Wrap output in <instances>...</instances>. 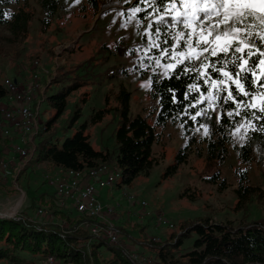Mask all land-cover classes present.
I'll list each match as a JSON object with an SVG mask.
<instances>
[{
	"label": "trees",
	"instance_id": "trees-1",
	"mask_svg": "<svg viewBox=\"0 0 264 264\" xmlns=\"http://www.w3.org/2000/svg\"><path fill=\"white\" fill-rule=\"evenodd\" d=\"M169 1L132 0L130 3V0H81L78 10L85 12L89 8L93 15L99 11L105 12L114 5H144L139 15L157 16L152 25L161 29V45L175 50L189 46L201 48L198 34L190 32L181 13L174 14V10L168 9ZM33 2L40 14V31L44 32L59 7V0ZM33 5L30 0H0V27L7 32L4 40L13 48L14 58L20 57L18 49L29 33L30 22L35 15ZM205 15L202 12L196 20L202 22V28H197L201 36L211 32L213 22ZM250 20L255 22L250 16L241 20L244 30L238 31L233 42L225 47L185 56L167 75L158 77L157 72H150L148 93L156 100L151 125L138 114L129 115L130 92L119 85L112 93L113 99L117 100L115 106L95 109L88 122L79 124L70 136L65 135L64 131L74 125L80 115L79 107H76L65 126L60 128L59 118L67 96L99 74L94 71L98 63L92 62L96 56H89L67 68L63 65L57 67L56 76L45 84V87L53 82L62 85L55 93L45 96L53 114L44 121V129L36 138L34 157L24 169L43 167L46 168L45 172L51 173L57 168H88L114 162L120 171L119 183L130 184L137 175L148 174L163 157L162 148L157 156L153 154L152 147L160 143L166 123H179L183 128L185 143L176 151L168 173L193 155L201 162L196 175L222 191L227 188V182L221 168L228 154V146H231L236 159V166L232 168L235 177L232 209L239 212L240 217L234 223L212 221L209 215H203L181 223L177 232H170L164 239L149 237L131 240L127 233L124 236L130 238L133 246H143L152 251V254L145 256L153 264H164L167 260L171 264H264V190L249 183L246 167L254 163L264 177V69L259 70L264 63V30L251 27ZM131 51L119 42H113L110 46L103 43L96 49L103 58L107 57L105 52L123 56ZM78 69L82 72L78 73ZM111 70H114L113 66L106 67L102 73L109 74ZM113 72H110L111 77ZM87 93L85 91L80 95ZM2 95L0 85V98ZM257 96L258 102L253 103ZM108 97L109 94L105 99ZM209 97L214 102L213 108H209ZM112 109L120 117L114 129L115 146L112 150H95L89 144L84 129L87 123H96L104 112ZM200 128H203V134L196 133L195 130ZM236 128L240 131V142L236 141ZM6 140L0 136V143ZM43 182L39 184L44 185ZM12 188L7 190L14 193ZM252 203L260 206L263 216L248 218ZM29 205L43 209L45 213L40 217H44V220L39 222L20 214L0 217V264H36L45 256L53 257L60 264H137L129 260L118 244L93 237L87 226L81 224L93 220L85 214L71 213L72 209L64 205L54 192L38 193L31 197ZM116 228L119 234L123 233L121 227ZM191 235V247L183 251L180 246ZM106 253L110 254L109 258L104 257Z\"/></svg>",
	"mask_w": 264,
	"mask_h": 264
},
{
	"label": "rangeland",
	"instance_id": "rangeland-1",
	"mask_svg": "<svg viewBox=\"0 0 264 264\" xmlns=\"http://www.w3.org/2000/svg\"><path fill=\"white\" fill-rule=\"evenodd\" d=\"M80 3L81 0H59V7L50 26L42 32L40 31L39 10L33 5V0H30L35 15L30 22L27 38L18 49L21 54L18 58H14L13 48L4 40L7 32L0 27V78L7 76L19 83L29 81L30 62L37 60L42 69H37L36 73L40 76L42 87H45V84L56 76L57 67L63 65L67 68L69 65L84 61L89 56H96L92 62L98 63L94 71L99 74L68 94L64 111L60 115L59 125L63 128L73 109L79 107L80 115L75 124L64 131L67 136H70L79 124L84 121L88 122L90 114L95 109L115 106L117 100L113 99L112 93L119 85L124 86L130 92L129 115L138 114L151 125L156 100L148 93L150 72H157L158 77L167 75V72L185 56L195 55L203 50L215 51L233 42L236 33L244 30L241 20L233 23L232 16L238 10L232 6L233 4L257 5L252 9L255 15L250 16L255 22L250 20L249 23L251 27L255 26L256 30H264V19H262L264 8L259 7L261 0H170L168 9L174 10V14L183 15L182 18L188 23L190 32L198 34L202 44V47L198 49L189 46L175 50L173 47L160 44L161 29L152 25L157 16L139 15L144 5H119L120 7L114 5L105 12L100 13L99 11L92 15L89 8H86L85 12L78 10ZM226 3L227 7L221 6ZM202 12L206 14V18L213 21L211 32L205 36L199 35L202 22L196 21ZM198 27L200 29H197ZM113 42L128 46L132 50L131 53L118 56L105 52L107 56L105 58L97 54L96 49L100 44L110 46ZM56 48L64 50L61 51V59L57 63L53 60ZM162 58H165V61H162ZM110 66L114 67V70L110 71H114L112 77L110 72L109 74L102 73L106 67ZM263 67L264 63L260 65L259 70H263ZM77 72L82 71L78 69ZM61 86L58 82L49 84L44 88V96L55 93ZM85 91L88 92L87 95H80ZM108 94V99H105ZM82 97L85 99L82 100ZM258 98V96L255 97L253 103H257ZM209 99V108H213L214 102L211 97ZM0 101L5 103V98H1ZM52 114L53 109L44 97L39 103L38 121L44 123ZM119 118V115L112 109L104 112L96 123H87L84 132L93 149H113L115 146L114 129L119 124ZM195 131L197 134H203V128ZM235 135L236 141L240 142L241 136L238 128L235 130ZM184 143L185 138L181 125L176 122H167L161 132L160 143L152 147L153 154L157 156L159 149L162 148L163 157L150 169L148 174L137 175L130 184L119 183L120 176H118L110 187H95L94 195L97 200L109 204L118 214V217L110 219L115 227H121L123 230L118 239V245L124 247L125 244L126 249L129 248L138 255L152 254L153 252L146 247L133 246L131 240L148 239L149 237L164 239L170 232H177L181 223L203 215H209L212 221L237 222L240 213L232 209L234 198L232 189L235 187L232 168L236 166L235 150L228 146V154L221 168L227 188L218 191L215 184L205 183L196 175V171L201 168V162L193 155H189L185 163L179 164L173 172L168 173L170 171L168 167L174 162L176 151ZM246 167L249 183L258 185L264 190V177L261 169L254 163ZM44 169L46 168L34 167L31 170L28 167L18 173L16 183L25 194L15 215L20 214L39 222L44 220V217L38 218L35 215L37 206L34 208L29 205L31 197L38 193L45 191L51 194L53 192V187L43 180L45 174L50 173L45 172ZM42 181L45 182L44 185L39 184ZM11 188L9 181L4 186L0 184V212L13 206L19 199L14 186L12 188L14 193L7 190ZM127 195H131L132 199L129 200ZM141 200L147 204L143 208L140 206ZM55 203L59 204L58 200H55ZM156 209L163 211L162 217L166 220L165 224L155 220ZM145 211H149L150 214L145 215ZM261 216H263V210L260 206L250 204L248 218ZM124 233H127L131 240L124 236ZM192 239L193 235L185 239L180 249L183 251L189 249ZM104 257L109 258L110 254L106 253ZM36 264H40L39 261ZM54 264H60V262H54Z\"/></svg>",
	"mask_w": 264,
	"mask_h": 264
},
{
	"label": "built area",
	"instance_id": "built-area-1",
	"mask_svg": "<svg viewBox=\"0 0 264 264\" xmlns=\"http://www.w3.org/2000/svg\"><path fill=\"white\" fill-rule=\"evenodd\" d=\"M61 51L64 50L57 48L54 50L55 63L60 61ZM30 66L29 81L19 83L7 76L0 78L3 89L1 98H5V103L0 101V136L8 139L0 143V184L9 181L19 198L13 206L0 212V217L17 216L15 214L20 207L24 191L16 183V178L33 159L37 135L44 129L43 122L38 121V107L45 97V87H42L40 76L36 73V70H41L42 67L37 60H33ZM118 176L120 173L115 163L108 162L88 168H57L51 173H46L43 180L53 187L55 196L64 205L69 206L75 213L85 214L93 220L90 223L85 221L81 223L87 226L93 237L102 238L110 244H117L120 234L110 219L118 217V214L109 204L99 202L94 191L96 186H112ZM127 198L130 200L132 196L127 195ZM146 205L144 200L140 201L142 208ZM43 213L45 211L41 208L35 211L38 218H41ZM149 214V211H145V215ZM162 215L163 211L156 209L155 220L165 224L166 220ZM125 246L124 244V247H121L131 262L153 264L147 256L138 255L137 252L126 249ZM54 262L56 261L51 256H45L39 260L40 264H54ZM164 264H171V261L167 260Z\"/></svg>",
	"mask_w": 264,
	"mask_h": 264
},
{
	"label": "snow or ice",
	"instance_id": "snow-or-ice-1",
	"mask_svg": "<svg viewBox=\"0 0 264 264\" xmlns=\"http://www.w3.org/2000/svg\"><path fill=\"white\" fill-rule=\"evenodd\" d=\"M222 7H227V3L224 5H221ZM234 8L238 9L235 11L234 15L232 16L233 23L236 21L242 20L246 16H252L255 15V12L252 11V9L256 8L257 5H249V4H244V3H239V4H233L232 5ZM259 7L264 8V0H261V4ZM264 19V17H262ZM239 51V49H237Z\"/></svg>",
	"mask_w": 264,
	"mask_h": 264
},
{
	"label": "bare ground",
	"instance_id": "bare-ground-1",
	"mask_svg": "<svg viewBox=\"0 0 264 264\" xmlns=\"http://www.w3.org/2000/svg\"><path fill=\"white\" fill-rule=\"evenodd\" d=\"M11 212V211H10Z\"/></svg>",
	"mask_w": 264,
	"mask_h": 264
}]
</instances>
